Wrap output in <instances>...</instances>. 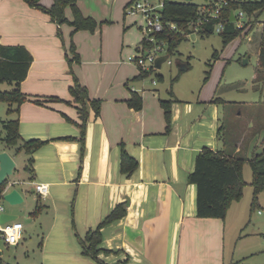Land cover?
Returning <instances> with one entry per match:
<instances>
[{
    "label": "crops",
    "instance_id": "obj_1",
    "mask_svg": "<svg viewBox=\"0 0 264 264\" xmlns=\"http://www.w3.org/2000/svg\"><path fill=\"white\" fill-rule=\"evenodd\" d=\"M130 1L76 0L82 16L95 21L97 27L94 32H74L70 25L53 23L47 13L25 0H0V44L22 46L32 57L20 84L25 101L17 113L7 115L19 120L24 140L47 142L32 155L29 170L24 167L31 182L14 183L22 186L16 189L21 197L30 192L23 187H33L40 212L48 205L53 207V222L45 227L47 233L39 244L42 256L52 239L57 204L71 203L72 232L57 231L60 250L56 246L55 255L40 264H95L82 254L80 239L120 203L125 204V216L101 230V247L111 251L97 257L105 264H229L224 248L228 214L224 221L197 218L195 187L187 183L197 153L203 147L222 148L214 99L204 101L214 104L208 120L201 113L192 114L189 106L178 109L174 101L171 130L165 133L160 100L172 99L160 98L157 89L145 91L142 87L140 93L135 86L141 81L135 80L139 69L126 61L143 38L133 30L138 20L142 23L141 18L125 16ZM52 2L39 0L45 9ZM65 17L71 21L70 8L65 9ZM74 55H78V63L73 61ZM184 66L188 69L187 63ZM74 78L86 88L90 100L100 102L97 116L87 106L82 152L80 105L69 94ZM132 89L142 97L139 111L126 104ZM121 145L138 162L129 176L120 173ZM3 151L13 158L12 151ZM38 184L48 186L45 199L35 192ZM71 236L79 247L67 252L63 247Z\"/></svg>",
    "mask_w": 264,
    "mask_h": 264
},
{
    "label": "rangeland",
    "instance_id": "obj_2",
    "mask_svg": "<svg viewBox=\"0 0 264 264\" xmlns=\"http://www.w3.org/2000/svg\"><path fill=\"white\" fill-rule=\"evenodd\" d=\"M169 1L185 2V0ZM205 1L192 0L198 5H202ZM151 2L158 5L161 0H151ZM125 16L141 18L140 14L131 15L127 11ZM245 21L246 17L243 19V22ZM255 23L252 30L245 36H239L226 45L222 43L220 35L216 32L207 37H200L196 33L190 34L186 40L179 43L175 51L167 56L170 65L164 62L160 69H155L145 79L135 84L140 93L143 91L142 87L144 90L147 89L145 91L157 89L160 98L174 100L176 107L181 110L189 106L192 114L201 113L206 120L212 116L214 104L204 103V101L212 98L224 101V104H215L219 117L217 128L221 124L224 126L219 143L221 146L223 142L225 143L227 153L245 160L264 149V72L255 81L264 12ZM140 24L142 23L138 20V23L133 25V30L142 38ZM214 54L215 57H213ZM244 60L245 64H243ZM186 63L188 69L181 71L180 67ZM152 81L156 82L155 86L152 85ZM9 89L10 87L6 84L0 85V90ZM8 108L7 104L0 103V121L13 118L7 115ZM202 130L205 134L207 133L206 127ZM0 132L3 135L1 127ZM217 143L218 141L215 140V147ZM1 150L3 146L0 142ZM13 158L15 170L7 179L8 182L10 184L20 181L31 182L28 180V172L24 170L27 156L20 153L13 154ZM242 175L246 182L242 197L231 205L225 222V259L228 262L264 264V194H258L252 205L254 194L250 185L252 176L246 162ZM23 188L30 192L22 197L21 203L9 205L1 202L3 213H13L12 215L17 216L16 221L23 225V233L22 239L15 246L5 245L0 238V253L3 260L8 263L40 264L43 260L49 261L55 255L56 246L60 250L61 239L57 245L55 241V239L58 240L57 231L66 235L71 231V203L65 200L64 205L57 204L58 213L56 225L51 234L52 239L47 241L42 256V247L40 248L39 244L47 233L45 227L53 222V207L48 205L36 218H32L35 193L31 186ZM9 189L20 190L22 186L14 184ZM41 198L45 199V197ZM65 244H67L66 240ZM78 247V241L71 236L70 243L63 248L68 252L69 249L77 251Z\"/></svg>",
    "mask_w": 264,
    "mask_h": 264
},
{
    "label": "trees",
    "instance_id": "obj_3",
    "mask_svg": "<svg viewBox=\"0 0 264 264\" xmlns=\"http://www.w3.org/2000/svg\"><path fill=\"white\" fill-rule=\"evenodd\" d=\"M134 0H131L129 6ZM27 4L37 10L47 13L53 23L57 25L67 24L73 28V31L86 30L94 32L97 24L90 18H85L76 6V0H53L50 8L45 9L39 4V0H25ZM162 8L159 11L160 19L165 27L161 34L155 36V44H164L166 47V55L169 56L176 50L179 43L186 40L187 37L194 33L190 24L196 22L199 15L200 7H204L207 12L212 8L211 0H206L202 5L193 2H172L169 0H161ZM125 7V8H126ZM70 8L72 19L69 21L65 17V9ZM230 10H241L246 15L247 21L242 28H236L234 23L230 21ZM264 12V0L261 1H232L228 8L222 14L221 19L224 22V30L218 34L224 45L233 41L237 37L245 36L252 30L257 19ZM217 20L212 19L207 24L200 27L196 34L200 37H207L214 33V26ZM168 24H173L176 29L169 30ZM256 24V23H255ZM143 45V39L141 41ZM144 48H150L151 45L144 44ZM72 51L74 48L72 46ZM215 57V54L213 55ZM32 57L30 53L22 46H3L0 44V85L6 84L9 90H0V103L9 106L7 114L17 113L18 107L25 101V96L21 93L20 84L26 78L30 67ZM73 61L78 63V55H74ZM71 64V63H70ZM143 72L139 70V75L135 78L138 80L145 79L151 72ZM264 72V23L262 24V40L258 50V61L255 81ZM69 94L74 102L80 105L78 109L79 126L81 132V152L83 151V137L85 125L87 121V106H89L97 116L100 110V102L90 100L85 87L81 86L77 79L74 78V84L69 88ZM174 100H160V106L164 113L166 123L165 133L171 130V104ZM215 104H224L225 102L219 98L212 101ZM130 109L139 111L142 108V97L140 93L131 91L130 99L126 101ZM15 106L13 110L12 107ZM0 142L3 150L12 151L14 155L24 153L27 156L25 170H29L33 159L32 155L47 144L46 141L40 139L24 140L19 134V120L0 121ZM224 126L221 124L217 129V139L221 141V131ZM226 145L223 142L222 148L213 151L209 147H203L195 156L193 170L188 174L187 183L193 185L196 191L195 207L196 217L200 219H219L224 221L231 205L238 202L242 197L243 188L246 182L243 179L242 170L245 162L251 170L250 185L253 188V201L260 193L264 194V149L257 154L252 155L248 160L239 156L227 153ZM120 173L126 176L131 175L138 168V162L128 154L124 146H120L119 154ZM6 180L0 185V199L7 185ZM42 207L35 205L34 211L31 213L37 216ZM126 208L124 203L116 205L108 215L97 225L94 230H89L83 238L80 239L82 254L94 260L95 264H105L97 257L100 254L108 255V251L101 247L102 236L101 230L115 221L125 216ZM0 264L8 263L0 257ZM114 264H127L126 261H118ZM229 264H244L242 261H233Z\"/></svg>",
    "mask_w": 264,
    "mask_h": 264
},
{
    "label": "built area",
    "instance_id": "obj_4",
    "mask_svg": "<svg viewBox=\"0 0 264 264\" xmlns=\"http://www.w3.org/2000/svg\"><path fill=\"white\" fill-rule=\"evenodd\" d=\"M240 1V0H211L212 8L207 10L204 7H200L199 15L200 18L196 22L190 24L191 29L194 33L200 30V27L204 24H207L210 20L216 19L217 23L214 26V32L220 34L224 30V22L221 19L222 12L229 7L230 2ZM162 8V2L158 5L152 4L151 0H134L129 6L125 8L128 14H140L142 24L141 30L143 32V42L144 44L151 45L150 48H144V44L140 45L134 55L129 56L126 61L129 64L134 65L139 70L143 72H149L150 70H155V61L157 58L166 55V47L164 44H155V36L164 32L165 27L161 22V17L159 14L160 9ZM230 21L233 19V22L236 28H242L246 21L243 22L246 15L241 10H230L229 12ZM169 30L174 31L176 27L173 24L167 25ZM165 55H162L164 54ZM170 65V61L166 59L164 61ZM163 62V63H164ZM162 63V64H163ZM152 85H156L155 81H152ZM133 90V89H132ZM134 91V90H133ZM9 182L2 193L0 199V213H3V207L1 202H3L2 197L10 190L12 186ZM35 192L40 197H46L48 195V186L45 184H38L34 186ZM23 225L18 221H11L5 224H0V238L7 246H15L19 243L22 237Z\"/></svg>",
    "mask_w": 264,
    "mask_h": 264
},
{
    "label": "water",
    "instance_id": "obj_5",
    "mask_svg": "<svg viewBox=\"0 0 264 264\" xmlns=\"http://www.w3.org/2000/svg\"><path fill=\"white\" fill-rule=\"evenodd\" d=\"M241 1V0H240ZM185 2H192V0H185ZM233 21V19H231ZM167 59V56H162L156 59L155 69H160L162 63ZM246 61H243L245 64ZM181 71L187 70L186 66L180 67ZM15 162L13 158L7 152H0V185H2L14 172ZM3 202L9 205H16L22 202V197L16 189L7 190L2 197ZM17 216L9 215L6 213H0V224L16 221Z\"/></svg>",
    "mask_w": 264,
    "mask_h": 264
}]
</instances>
